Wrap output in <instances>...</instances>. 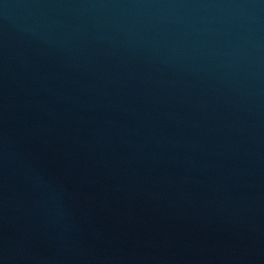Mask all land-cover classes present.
Segmentation results:
<instances>
[{
  "label": "water",
  "instance_id": "1",
  "mask_svg": "<svg viewBox=\"0 0 264 264\" xmlns=\"http://www.w3.org/2000/svg\"><path fill=\"white\" fill-rule=\"evenodd\" d=\"M0 264H264V0H0Z\"/></svg>",
  "mask_w": 264,
  "mask_h": 264
}]
</instances>
